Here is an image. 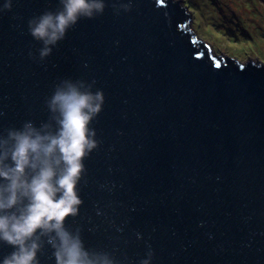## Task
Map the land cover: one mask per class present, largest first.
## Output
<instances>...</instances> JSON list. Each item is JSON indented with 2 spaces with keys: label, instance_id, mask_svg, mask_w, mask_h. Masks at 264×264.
Returning <instances> with one entry per match:
<instances>
[{
  "label": "water",
  "instance_id": "obj_1",
  "mask_svg": "<svg viewBox=\"0 0 264 264\" xmlns=\"http://www.w3.org/2000/svg\"><path fill=\"white\" fill-rule=\"evenodd\" d=\"M120 2L79 20L43 62L28 20L58 0L0 12V133L47 121L61 80H95L100 143L67 220L85 246L123 264H140L149 245L152 264H264V60L214 52L184 0H132L117 15ZM13 250L0 242V260ZM51 253L41 264H55Z\"/></svg>",
  "mask_w": 264,
  "mask_h": 264
},
{
  "label": "clouds",
  "instance_id": "obj_2",
  "mask_svg": "<svg viewBox=\"0 0 264 264\" xmlns=\"http://www.w3.org/2000/svg\"><path fill=\"white\" fill-rule=\"evenodd\" d=\"M106 7V0H58L55 10L30 18L28 32L42 43L39 60L49 57L79 20L95 19ZM112 7L119 15L130 12L133 3ZM12 8L13 0H5L0 12ZM29 56L35 59L31 51ZM95 84L61 80L45 100L47 121L37 126L26 120L0 133V242L14 249L0 264H41L38 254L46 245L55 264H123L112 252L86 247L82 229L67 224L83 202L78 184L86 173L84 160L100 143L91 123L102 111L105 94L93 91ZM154 255L149 245L140 264H152Z\"/></svg>",
  "mask_w": 264,
  "mask_h": 264
},
{
  "label": "rangeland",
  "instance_id": "obj_3",
  "mask_svg": "<svg viewBox=\"0 0 264 264\" xmlns=\"http://www.w3.org/2000/svg\"><path fill=\"white\" fill-rule=\"evenodd\" d=\"M191 26L214 52L264 60V0H184Z\"/></svg>",
  "mask_w": 264,
  "mask_h": 264
}]
</instances>
